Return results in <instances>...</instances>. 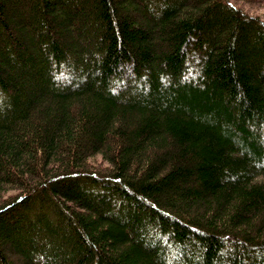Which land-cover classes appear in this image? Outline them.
Listing matches in <instances>:
<instances>
[{
    "label": "trees",
    "instance_id": "obj_1",
    "mask_svg": "<svg viewBox=\"0 0 264 264\" xmlns=\"http://www.w3.org/2000/svg\"><path fill=\"white\" fill-rule=\"evenodd\" d=\"M0 264H264V20L0 0Z\"/></svg>",
    "mask_w": 264,
    "mask_h": 264
},
{
    "label": "rangeland",
    "instance_id": "obj_2",
    "mask_svg": "<svg viewBox=\"0 0 264 264\" xmlns=\"http://www.w3.org/2000/svg\"><path fill=\"white\" fill-rule=\"evenodd\" d=\"M240 8L242 7L245 11L250 14L258 15L264 20V0H231ZM99 160L101 159V156Z\"/></svg>",
    "mask_w": 264,
    "mask_h": 264
}]
</instances>
